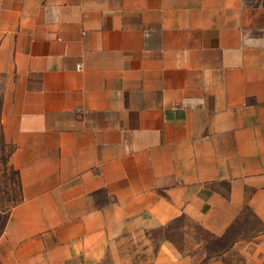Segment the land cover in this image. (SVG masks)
<instances>
[{
	"label": "crops",
	"instance_id": "0c3cea01",
	"mask_svg": "<svg viewBox=\"0 0 264 264\" xmlns=\"http://www.w3.org/2000/svg\"><path fill=\"white\" fill-rule=\"evenodd\" d=\"M0 87V264H264V0H0Z\"/></svg>",
	"mask_w": 264,
	"mask_h": 264
},
{
	"label": "rangeland",
	"instance_id": "374dc122",
	"mask_svg": "<svg viewBox=\"0 0 264 264\" xmlns=\"http://www.w3.org/2000/svg\"><path fill=\"white\" fill-rule=\"evenodd\" d=\"M0 94L1 87H0ZM9 144V143H8ZM13 145L2 146L0 137V232L5 223L8 206L19 198V185L17 176L8 167L9 154ZM211 238V234L203 228L201 223L190 214L185 213L175 220L163 224L160 228L151 232V256L149 252L137 254L135 264H154L151 261L152 254L157 250L162 240L172 241L177 247L186 253H195L200 245ZM202 262L210 261L212 256L198 253Z\"/></svg>",
	"mask_w": 264,
	"mask_h": 264
},
{
	"label": "trees",
	"instance_id": "16d2710c",
	"mask_svg": "<svg viewBox=\"0 0 264 264\" xmlns=\"http://www.w3.org/2000/svg\"><path fill=\"white\" fill-rule=\"evenodd\" d=\"M1 114H2V95L0 94V137H1V142H2V146L3 147H6L8 146L9 144L6 142L5 140V137H4V133H3V127H2V120H1ZM12 149H11V152L9 154V158H10V155L11 153L13 152L14 150V146H11ZM8 167L13 171L15 172L16 176H17V182H18V185H19V198L14 201L11 205L8 206V211H10L12 209V207H14L15 205H17L21 200H22V185H21V180H20V174H19V171L16 170L11 164H10V161L8 159Z\"/></svg>",
	"mask_w": 264,
	"mask_h": 264
}]
</instances>
